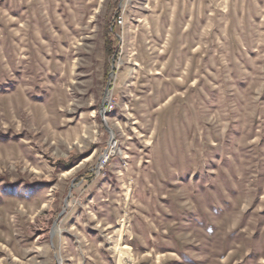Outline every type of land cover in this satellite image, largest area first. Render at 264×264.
I'll list each match as a JSON object with an SVG mask.
<instances>
[{
	"label": "rangeland",
	"instance_id": "374dc122",
	"mask_svg": "<svg viewBox=\"0 0 264 264\" xmlns=\"http://www.w3.org/2000/svg\"><path fill=\"white\" fill-rule=\"evenodd\" d=\"M0 264H264V0H0Z\"/></svg>",
	"mask_w": 264,
	"mask_h": 264
},
{
	"label": "built area",
	"instance_id": "2783aa9c",
	"mask_svg": "<svg viewBox=\"0 0 264 264\" xmlns=\"http://www.w3.org/2000/svg\"><path fill=\"white\" fill-rule=\"evenodd\" d=\"M117 22L121 23L122 22V19H118Z\"/></svg>",
	"mask_w": 264,
	"mask_h": 264
},
{
	"label": "bare ground",
	"instance_id": "6f19581e",
	"mask_svg": "<svg viewBox=\"0 0 264 264\" xmlns=\"http://www.w3.org/2000/svg\"><path fill=\"white\" fill-rule=\"evenodd\" d=\"M108 92H109V91H108ZM58 229H59L58 227L55 228V230H58ZM59 230H60V229H59Z\"/></svg>",
	"mask_w": 264,
	"mask_h": 264
},
{
	"label": "water",
	"instance_id": "95a60500",
	"mask_svg": "<svg viewBox=\"0 0 264 264\" xmlns=\"http://www.w3.org/2000/svg\"><path fill=\"white\" fill-rule=\"evenodd\" d=\"M104 113V111H102Z\"/></svg>",
	"mask_w": 264,
	"mask_h": 264
}]
</instances>
